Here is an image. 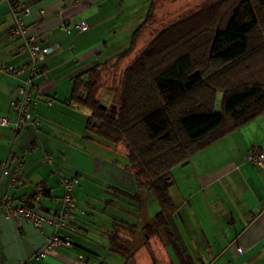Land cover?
Wrapping results in <instances>:
<instances>
[{"label":"crops","instance_id":"1","mask_svg":"<svg viewBox=\"0 0 264 264\" xmlns=\"http://www.w3.org/2000/svg\"><path fill=\"white\" fill-rule=\"evenodd\" d=\"M14 2L19 8L29 4L24 16L27 36L58 47L40 64L41 73L33 80L35 103L30 110L41 125L27 123L18 131L0 125V165L5 161L8 170L3 175L0 166V199L8 195L21 204L41 186L42 199L32 201L30 207L54 221L63 195L60 178L80 176L73 189L76 203L71 221L78 231L47 221L37 229L28 220L0 212V264H83L79 255L84 264H119L111 257L115 255L122 264H180L164 233L146 227L159 210L158 205L152 214L146 213L152 193L138 188L125 161L94 152L105 146L125 159L124 147L119 144L115 149L88 135V110L70 100L76 75L119 51L135 25L124 19L119 22L116 0ZM10 12L11 3L0 0V64L16 70L15 75L0 74V117L14 120L9 103L18 98L28 68L26 55L17 49L21 39L10 34ZM81 20L88 24L85 31L76 27ZM253 146L264 150V113L174 168L177 175L169 189L174 223L193 264H264V166L245 160ZM56 232L69 236L74 247L58 248L35 260L33 255Z\"/></svg>","mask_w":264,"mask_h":264},{"label":"trees","instance_id":"2","mask_svg":"<svg viewBox=\"0 0 264 264\" xmlns=\"http://www.w3.org/2000/svg\"><path fill=\"white\" fill-rule=\"evenodd\" d=\"M154 8L152 0L127 47L76 75L70 100L88 110V135L124 147L125 167L157 201L146 227L164 233L180 264H193L174 223L172 170L264 113V0L205 3L140 45ZM124 60L130 61L118 87L109 89L113 103L107 106L100 100L107 89L102 72ZM214 89L223 93L221 112L205 104Z\"/></svg>","mask_w":264,"mask_h":264},{"label":"built area","instance_id":"3","mask_svg":"<svg viewBox=\"0 0 264 264\" xmlns=\"http://www.w3.org/2000/svg\"><path fill=\"white\" fill-rule=\"evenodd\" d=\"M11 3V17L12 27L10 34L14 37L21 39V43L18 46V51L24 53L27 57L28 75L23 80V83L18 87V98L10 101L9 106L15 115L14 120H10L6 117H0V125L11 126L13 130L18 131L27 123H33L35 125H41L38 119L32 117L31 106L35 103L34 90L35 86L33 80L41 73L40 64L43 63L45 58L54 52L58 44L41 45L35 41L32 36H27L24 16L28 13V8H15L13 6V0H6ZM76 27L80 31H85L88 28V24L85 20H81L76 23ZM65 25L62 24L61 29H64ZM8 73L15 75L16 70L13 65L0 64V74ZM50 104V102H49ZM49 159V156L46 157ZM245 160L256 167L264 166V150L258 146H253L247 155ZM6 162L1 163L2 174L7 175L8 170L6 168ZM80 176H62L59 180V186L62 188L63 195L61 197L60 208L55 212L56 219L48 220L38 210L31 208L28 202L38 203L43 195L44 188L37 186L34 191L22 199L21 204H15V199H12L8 195H4L0 199V212L7 216H15L30 221L37 229L40 228L42 222L47 221L54 224L56 227L70 229L72 231H78V229L72 226L71 221L74 219V209L76 199L73 195V189L79 184ZM73 242L67 235L53 233L49 235L43 246L37 251L33 258L35 260L44 259L48 254L58 248H73ZM240 250V248H238ZM81 263H85L83 256H78ZM19 264H33L31 261L20 262Z\"/></svg>","mask_w":264,"mask_h":264},{"label":"rangeland","instance_id":"4","mask_svg":"<svg viewBox=\"0 0 264 264\" xmlns=\"http://www.w3.org/2000/svg\"><path fill=\"white\" fill-rule=\"evenodd\" d=\"M216 0H155V8H154V20L153 23L148 25L144 32H142V36L139 40V44L143 45L146 41H149L152 39L154 34L162 28L164 25L171 23L178 18L184 17L190 13H193L198 10L199 7H201L203 4L208 2H213ZM238 1V0H236ZM152 0H116V4H120L119 8V15L121 18L119 19V22H122V20L131 21L133 25H135V28L137 25H139L146 17L148 10L150 8ZM225 10V9H224ZM116 26L113 27V31H116ZM121 43V41H120ZM138 44V45H139ZM128 43L124 45L123 41L121 46L122 48L119 49V51H122L125 47H127ZM117 51V52H119ZM116 53V52H115ZM106 54V52H105ZM104 59V58H103ZM102 59V60H103ZM130 61V60H128ZM128 61L124 60L119 63H111L109 67L105 69L104 72H102V83L103 86L107 89L104 90L100 100L103 104L109 106L112 102L111 96L112 93L109 89H113L115 87H118L120 80H121V73L123 69L126 67ZM222 91L219 89H214L213 92H211L210 100L205 103L208 108H210L213 111L221 112L222 111ZM209 98V96H207ZM203 102V101H202ZM196 105H199V103H196ZM122 146V145H121ZM91 150V149H90ZM100 152L104 153L103 155L112 158L111 155L118 161H125V159L122 158L121 155L116 154L115 152H112L110 150H107L106 147H99L98 150L95 149L94 152ZM173 177L177 175V170H173L172 172ZM176 187H173L171 189V195L173 198H176ZM149 193V192H148ZM150 198L152 201H148L146 203V213L152 214V210L158 209V204L154 202V198L149 193ZM147 196V195H146ZM152 206H154V209H152ZM153 211V212H154ZM174 250L171 249V254ZM174 254V253H173ZM113 257V260L118 261L119 264H122L123 259L118 256H111ZM173 259H175V256H172ZM177 257V256H176ZM102 260H104V254L100 257ZM112 259V258H110Z\"/></svg>","mask_w":264,"mask_h":264},{"label":"water","instance_id":"5","mask_svg":"<svg viewBox=\"0 0 264 264\" xmlns=\"http://www.w3.org/2000/svg\"><path fill=\"white\" fill-rule=\"evenodd\" d=\"M197 74H198V71H195L191 76H195ZM101 107L104 108V109L106 108V106H104V105H101ZM111 107L113 108L114 106L111 105Z\"/></svg>","mask_w":264,"mask_h":264}]
</instances>
